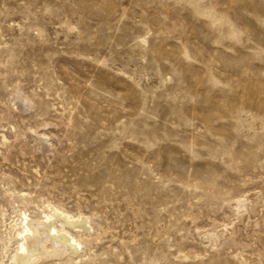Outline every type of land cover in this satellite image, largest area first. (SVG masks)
<instances>
[{"label":"rangeland","instance_id":"1","mask_svg":"<svg viewBox=\"0 0 264 264\" xmlns=\"http://www.w3.org/2000/svg\"><path fill=\"white\" fill-rule=\"evenodd\" d=\"M8 192L102 235L46 264H264V0H0V262Z\"/></svg>","mask_w":264,"mask_h":264},{"label":"bare ground","instance_id":"2","mask_svg":"<svg viewBox=\"0 0 264 264\" xmlns=\"http://www.w3.org/2000/svg\"><path fill=\"white\" fill-rule=\"evenodd\" d=\"M2 138L3 143L8 141L6 135H2ZM10 192L8 193L11 197V203L18 205L15 212L17 220L7 225L9 229H13L16 233L15 251L11 261H1L0 264H46L49 261L60 263L66 261L67 258L76 261L84 252L83 244L85 242L91 243L96 236V241L100 240L99 237L102 235L98 231V233L93 232V234L89 232L90 228L88 229V226L91 225L92 217L83 213L73 215L50 203L44 208L39 206L40 203H37L38 205L34 207L33 205L29 207L30 198L22 194L15 197ZM250 208L247 199L238 200L233 207L235 217L233 219L242 220ZM71 229L75 232L73 231V233ZM86 232L89 233L86 234ZM230 232L231 227L224 226L221 231L213 228L210 232H205L204 235L210 240V246L213 249H231L238 247L239 241L235 237L231 238Z\"/></svg>","mask_w":264,"mask_h":264}]
</instances>
